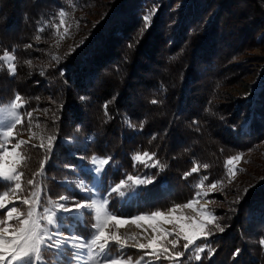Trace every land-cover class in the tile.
I'll return each mask as SVG.
<instances>
[{
	"label": "trees",
	"instance_id": "16d2710c",
	"mask_svg": "<svg viewBox=\"0 0 264 264\" xmlns=\"http://www.w3.org/2000/svg\"><path fill=\"white\" fill-rule=\"evenodd\" d=\"M76 2L84 8L88 4L86 12L95 21L83 31L79 47L53 59L54 21ZM148 14L152 19L146 27L143 17ZM262 29L263 0H0V55L7 50L17 57L15 75L0 61V100L10 101L18 92L29 102L18 138L30 135L26 112L33 109L32 131L43 135L45 143L47 136H57L43 176H36L42 204L60 195L82 198L78 185L90 188L97 175L91 168L94 155L111 157L98 174L96 190L123 217L187 203L215 181L228 185L226 161L254 152L264 141V76L261 91L250 99L246 83L232 74L246 71L240 55L264 44ZM247 62L264 67V53ZM230 84H240L242 96L224 91ZM39 143V138L31 140ZM143 152L156 154L148 164L158 159L165 168L134 166L133 156ZM26 154L30 160L21 169V197L29 194L27 180L40 171L47 155L31 147ZM197 165L199 170L185 178ZM128 175L154 182L125 189L123 197L110 194ZM205 175L204 187L196 188ZM247 189V194L232 191L230 199L206 196L208 202L224 205L210 209L225 231L213 230L201 260L194 259L190 247L181 264H264L259 243L264 239V172ZM238 195L243 198L237 201ZM93 222L87 213L82 223L66 220L64 234L87 235ZM183 243L181 239L173 251H183ZM127 251L134 259L142 255Z\"/></svg>",
	"mask_w": 264,
	"mask_h": 264
},
{
	"label": "snow or ice",
	"instance_id": "6c2138e0",
	"mask_svg": "<svg viewBox=\"0 0 264 264\" xmlns=\"http://www.w3.org/2000/svg\"><path fill=\"white\" fill-rule=\"evenodd\" d=\"M67 15L63 10L58 13L59 24L55 26L57 29L65 24ZM143 19L146 27L150 26L152 14L145 15ZM40 31L43 32L44 29L41 28ZM64 32H68L67 27H64ZM63 38L61 36V39ZM36 39L39 40L40 37L37 36ZM16 59L14 51L9 53L5 50L3 55H0V61L7 65L12 75L16 74ZM25 63L31 65V61H25ZM152 102L156 103L155 100ZM28 103L26 98L18 92L10 101L0 100V210H3L0 211V216L3 217L0 218V262L2 264H50L49 255L57 258L56 264H143L145 257L181 264V258L190 247L195 249L194 259L201 260V253L209 247L206 243L207 239L214 235L213 230L220 233L225 231L218 222L220 218L204 206L195 209L199 219L183 214V209H194L198 199L189 200L184 204H174L166 211L156 210L123 217L113 210L107 196L102 193L93 196L95 186L88 188L81 183L78 188L85 193L82 198L60 195L58 200L49 199L46 204H42V187L37 183L36 176H43L46 163L56 146L57 136L55 134L47 136V143H45L43 135L32 131L33 111H36L33 109L26 112L29 138L27 140L18 138L20 135L18 126L23 127L24 124L25 113L22 110ZM104 107L107 110V105ZM36 127L40 128L39 122L36 123ZM33 138H39V145L31 144ZM28 147L43 149L47 155L39 163L40 171L35 173L32 179L27 180V185L31 186L29 194L21 197L19 193L24 191L22 187L24 172L21 169L26 167L30 160V156L26 154ZM155 156V153H137L132 158L134 166L139 163L145 167H158L163 170L165 165L158 159L152 164L147 163ZM242 159V155H234L226 161V164L231 166L229 182L234 178L236 171L240 170L236 165ZM110 162L111 157L100 158L94 155L91 158L92 170L100 174L106 170ZM199 167V165L194 166L190 172L185 173V178L196 173ZM202 167L207 169L209 164L204 163ZM207 180L208 176H203L195 187L203 188ZM153 182L154 179L150 177L128 175L126 179H121L110 188V194L123 197L125 189ZM219 184H223V181L212 182L208 185L207 191L203 193L198 191L196 197L202 194L207 196L218 190ZM247 191L248 189L245 188L243 194H247ZM241 198H243L242 195H238L237 201ZM18 204L27 206V210L21 211ZM9 205L12 206L9 207ZM178 212L180 214L176 215ZM85 213L94 218V222L89 226L88 234H64L66 230L64 222L67 220L70 223H82ZM141 221H157L155 224L148 225L151 228V235L141 238L136 232L120 233V228L129 224L135 225L138 229L143 228ZM160 222L171 224V230L159 226ZM110 226L114 230H109ZM170 236L175 238L169 239ZM141 239L147 242H141ZM181 239L184 241L183 251H173L178 248ZM197 241H205V243L201 245ZM259 243L264 246V239H261ZM128 249H136L142 255L134 259L133 255L127 251ZM239 252L240 250L237 249L234 256L239 255Z\"/></svg>",
	"mask_w": 264,
	"mask_h": 264
},
{
	"label": "rangeland",
	"instance_id": "374dc122",
	"mask_svg": "<svg viewBox=\"0 0 264 264\" xmlns=\"http://www.w3.org/2000/svg\"><path fill=\"white\" fill-rule=\"evenodd\" d=\"M107 1V0H105ZM86 8L83 7L82 3H72V10L70 12H66L68 15L65 17V24L63 26H60L59 29L54 27V37L50 41V46L52 49V54L53 57H58L62 53H67L68 51L73 50L76 48V45H78L84 36L85 30L89 29L95 19L92 18L89 14H87L86 9L89 6L88 4H84ZM55 26L59 24V16L57 19L54 21ZM64 27L68 28V32H64ZM261 33L264 34V29L261 30ZM61 36L64 38L61 39ZM261 35L257 36L256 41L258 42ZM264 53V44H258L254 46V48H251L250 51H247L246 54L240 55L238 57V60L242 61L243 60V67L246 71L240 72L241 70H238L239 72L237 74L232 73L235 75L236 78H239V83L245 82L246 83V95L251 99L252 97H256V95L261 91L262 85H263V76H264V67L255 65V66H250V63L247 61L254 58L255 56H262ZM240 61V62H241ZM252 61V60H251ZM254 61V60H253ZM256 62V61H255ZM252 70V71H249ZM243 71V70H242ZM253 74H249L252 73ZM246 73V74H245ZM237 82V81H236ZM240 84H230L228 87L224 88L223 90L226 91L227 93H234L235 95L239 94L241 95L240 92ZM244 90V89H243ZM242 90V91H243ZM245 91V90H244ZM249 100V99H248ZM247 100V101H248ZM29 136L22 137L21 139L27 140ZM15 143V142H13ZM11 146V145H9ZM243 159L237 163L236 167L240 170L236 171L234 178L231 179V182L229 184H219L218 185V190L213 191L209 194H219L222 196H225L226 198L230 199L233 194H230L232 191H237L239 189H245L250 186V183H255L260 179V176L264 172V141L260 143L257 147V149L254 152H249L242 154ZM231 166H228V175H229V168ZM93 168V166L91 167ZM98 174L95 176V182L93 185H91L90 188H95L93 189V196H98V192L96 190L97 183L96 181L98 180ZM206 190L201 191V193L205 192ZM85 194V193H84ZM12 199H16V197H12ZM194 199H198V203L194 206V209H183V214L185 216H194L199 219L197 216V211L195 209H199L200 206H204L206 209L211 210L210 207H219L220 209L224 205H220L221 202L218 200L214 202H208L206 199V196L203 194L200 197H194ZM203 204V205H202ZM205 204V205H204ZM12 205H9L11 207ZM27 210V206H26ZM3 211V210H0ZM23 211V210H21ZM180 213L178 212L176 215H179ZM155 222V221H141L140 223H143L144 225L148 226L150 223ZM15 223V222H13ZM163 223V222H161ZM165 225H168L172 228L171 224L163 223ZM126 226H122L120 229L125 228ZM71 231V229H69ZM109 230H114L110 229ZM141 238L145 237L144 234L140 235ZM143 236V237H142ZM141 242H147L144 239H141ZM136 250V249H135ZM2 264V262H0ZM50 264H56V261L53 260L52 263ZM143 264H154L153 260H146L144 259Z\"/></svg>",
	"mask_w": 264,
	"mask_h": 264
},
{
	"label": "bare ground",
	"instance_id": "6f19581e",
	"mask_svg": "<svg viewBox=\"0 0 264 264\" xmlns=\"http://www.w3.org/2000/svg\"><path fill=\"white\" fill-rule=\"evenodd\" d=\"M202 205H203V204H202ZM204 205H205V204H204ZM155 223H157V221L152 222V223H150V224H155ZM141 224L143 225V228H140V229L136 228L135 225L129 224V225H127L125 228L120 229V233L123 234L125 231H127V232H129V233L136 232L137 235H138V237H141L140 235H143V234H144V236L151 235V228H149L148 226L144 225L143 223H141ZM159 226L171 230V227H170V226L165 225V224H163V223H161V222H160V225H159ZM111 229H112V228H111ZM142 237H143V236H142ZM144 241H145V240H144Z\"/></svg>",
	"mask_w": 264,
	"mask_h": 264
},
{
	"label": "water",
	"instance_id": "95a60500",
	"mask_svg": "<svg viewBox=\"0 0 264 264\" xmlns=\"http://www.w3.org/2000/svg\"><path fill=\"white\" fill-rule=\"evenodd\" d=\"M264 1V0H263Z\"/></svg>",
	"mask_w": 264,
	"mask_h": 264
}]
</instances>
